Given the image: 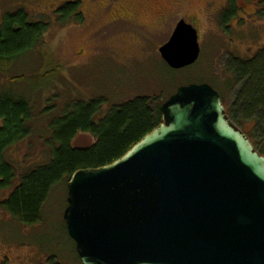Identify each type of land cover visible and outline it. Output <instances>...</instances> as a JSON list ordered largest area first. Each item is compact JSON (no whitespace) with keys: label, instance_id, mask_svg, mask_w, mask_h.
I'll return each mask as SVG.
<instances>
[{"label":"water","instance_id":"1","mask_svg":"<svg viewBox=\"0 0 264 264\" xmlns=\"http://www.w3.org/2000/svg\"><path fill=\"white\" fill-rule=\"evenodd\" d=\"M199 39L181 20L160 56L192 67ZM161 113L121 159L71 177L64 220L82 264H264V156L210 84L180 86Z\"/></svg>","mask_w":264,"mask_h":264},{"label":"rangeland","instance_id":"2","mask_svg":"<svg viewBox=\"0 0 264 264\" xmlns=\"http://www.w3.org/2000/svg\"><path fill=\"white\" fill-rule=\"evenodd\" d=\"M224 1L0 0V25L5 15L18 10L33 22L51 24L33 53L9 73L0 72V95L25 97L33 113L31 136L9 149L6 159L19 174L46 163L48 127L74 101L102 99L104 114L142 96L161 97L163 104L180 86L224 84L228 77L223 69L232 57L252 58L264 48V29L250 30L248 19L242 27L237 23L223 31L219 16ZM73 2L80 3L83 22L61 24L57 10ZM181 20L197 26L202 52L194 66L172 73L159 49ZM94 142L90 135H80L75 146ZM67 206L64 182L53 189L35 226L20 225L0 207V264H82L67 233Z\"/></svg>","mask_w":264,"mask_h":264},{"label":"trees","instance_id":"3","mask_svg":"<svg viewBox=\"0 0 264 264\" xmlns=\"http://www.w3.org/2000/svg\"><path fill=\"white\" fill-rule=\"evenodd\" d=\"M56 14L61 24L81 23L84 19L79 2L67 3ZM230 19L221 18L224 31H229L225 26ZM50 25L49 20L31 21L24 10L5 15L0 25V72L9 73L33 53ZM165 67L176 72L166 64ZM223 71L228 77L224 84L204 83L220 92L232 123L264 156V48L252 58L232 57ZM104 103L96 99L66 106L65 113L48 127L46 145L50 152L46 163L19 174V169L6 159V153L31 136L32 108L23 96L11 92L0 95V196L9 193L0 201V207L17 223L28 227L40 223L54 188L68 184L77 171L113 164L163 123L161 97H137L103 114ZM86 134L95 142L85 148L75 146V140Z\"/></svg>","mask_w":264,"mask_h":264},{"label":"flooded vegetation","instance_id":"4","mask_svg":"<svg viewBox=\"0 0 264 264\" xmlns=\"http://www.w3.org/2000/svg\"><path fill=\"white\" fill-rule=\"evenodd\" d=\"M223 16L231 18L230 23L225 26L229 31L232 29L233 24L237 25L238 23V26L242 27L246 19L249 20L248 26L250 30H256V28L264 29V24L256 27L254 25L255 20L264 19V0H225L220 11V20ZM189 24L193 25L198 31L197 26L194 25L195 23L189 22Z\"/></svg>","mask_w":264,"mask_h":264}]
</instances>
